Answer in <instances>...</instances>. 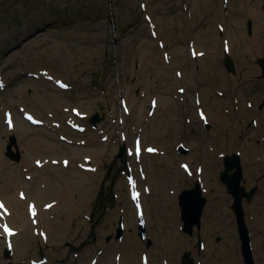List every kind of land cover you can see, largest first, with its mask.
Instances as JSON below:
<instances>
[{
	"label": "rangeland",
	"instance_id": "1",
	"mask_svg": "<svg viewBox=\"0 0 264 264\" xmlns=\"http://www.w3.org/2000/svg\"><path fill=\"white\" fill-rule=\"evenodd\" d=\"M227 1V7L225 8L223 0H0V69L3 71L6 83L5 87H0V99L3 100V106L9 104L12 108H8L7 111L14 113L16 119L17 114L20 113L18 107L24 103L31 106L28 107L31 111L37 110L46 120L50 114L60 119H66L67 117L66 123L69 129V133L63 135L64 138L67 137L66 143H63L64 147L67 148L66 151L57 149L54 153L44 155L33 154V157L28 162H25L24 144H21L19 133H12L18 137L17 144L23 157L22 161L30 167L31 164L33 167H36L34 158L37 157V159L40 158V160L44 161L45 156H49L50 160L56 159L59 163L58 165L65 167L61 173L68 177L69 174L75 171V167L80 165V159H83V155L86 154L84 161L82 160L85 163V169L91 170V167L96 163L95 160H98L97 164L99 167L96 176L85 180V182H89L91 185L90 198L86 204V215L89 217L93 213L90 207L100 188H104L107 191L111 187L113 192L117 193V198L112 202L113 207L110 208L109 206L105 208L101 214V222L98 228L94 229L95 226L92 229L88 228L89 233L86 234L85 239H87V246H90L88 249L89 257H91L92 253L100 255L101 241L104 242L102 252L108 251V254L105 256L106 258H109L112 254L113 256L119 255L116 257V264H122V256L125 255L126 258H131L135 252L123 249L128 238L132 239L130 236L126 238L129 233L133 232L135 234L133 231L134 227L129 226L126 220L135 218L137 215L134 203L129 198L128 189L125 194L122 192V187L129 177L124 172L125 170L116 155L120 146L125 145L127 150L128 148L132 149L130 151L133 153L128 156L127 165L132 168V175L136 174L134 178L138 179L137 183L140 185L139 187H142L140 199L145 211L143 217L147 224L149 223L151 226H154L157 223V213L161 212L163 206L174 209V206L177 204L179 190H175L174 184L176 182H181L180 188L182 190L194 186L198 180L202 181L200 176L193 175L190 177L188 175L191 173L186 174L182 170V167H180L181 157H178V154H176L177 158H171L168 170L166 172L162 170L158 176V180L162 184L168 185L164 190L166 194H162V196L148 195V185L151 187V193L153 192L152 183L147 179L148 173L159 172L157 167L159 164L158 158L162 156L161 153L163 151L161 144L167 145L168 143L171 146L170 148L164 147L165 151L173 150L177 140L182 139L179 136L180 127L182 131L187 132L184 139H187L188 135L192 133H197L198 136H189V140L193 139L196 143H200L206 139L211 144L214 143V139L211 140V136L208 137V135L210 133L213 135V130L217 124L213 126L211 118L209 122L211 131L208 133L206 125L197 116L196 118H192L189 124L185 121L184 115L180 124L176 123V119L167 124L168 127L165 129V134L169 135V131L171 137H164L166 138L165 140H163V137L160 140L159 137L155 136L153 123L158 121H156V118H161V113L160 111H156V113L150 114L151 117H149L147 103H150L149 97L158 94L156 92L157 89L151 88L145 94L144 99L139 97L137 100L135 99V103L132 102L134 101L132 96L136 94V87L141 84L142 80L147 82L154 75L153 79L163 78L168 81L169 85L167 87L172 85L176 89L177 85H181L179 77L177 78L175 75L177 67L174 64L177 59L183 63L182 65L186 71L185 73L182 69L180 77L184 76V80L189 79L191 82L186 86L183 84L185 90L183 94L188 89L195 91L202 89L200 92L201 96L195 95L196 100H194V104L197 108L203 107L208 110H210V102L207 99L214 97L217 108L212 110L213 115L216 110L222 108L220 105H226L229 100L216 96L215 90L211 86L201 87L199 80L200 72L197 75L196 73H192L191 77H188L191 68L199 62L201 65H204L203 68L207 67L204 73L207 74V77L209 76L210 84L214 85L211 81L218 82L219 86L217 87L220 91L226 90V94L229 93L230 88L226 85V81L231 78H237L238 87L236 92H241L242 99L252 98L257 102L264 98V88H262L264 86L263 72L261 71L258 74L252 73L251 68L254 65L253 57L245 58L241 54L242 49H246L242 47L244 44H256L254 43L256 40L254 34L256 33L258 13L262 14V20L258 18V21L262 23V34L260 39L258 38V41L264 42V11L262 9L264 0ZM185 5H188L189 11L181 9V6L186 7ZM190 8L193 9L190 10ZM248 16L253 17L255 30L253 35L247 33L246 20ZM171 17H174V26L178 25V28H180L181 25H184L182 39H176L174 34L177 32L176 28H168V37L159 35L160 30L164 27L160 22ZM175 17L179 19L177 20ZM226 20V26L224 28L220 26L219 28L217 24H225ZM219 30H222V34L219 33ZM173 37L174 39H168ZM191 37L195 39L193 45L196 47L197 52L203 53L198 54L195 59L190 58L189 53L190 46L192 45V42L189 43ZM239 37L246 39L247 42L237 43L240 40L237 39ZM146 40L152 42L154 56L151 59H154V64L152 62L147 64L146 60L143 64L140 55L141 49L139 48ZM159 43L167 46L165 50L167 55L162 54L164 49L158 46ZM224 43L227 44L223 45ZM178 49L181 51H178ZM223 49L229 50L230 54L235 57L236 70L233 73L228 72L224 67L222 60L224 56ZM261 52V54L258 53L259 58L263 57L264 48ZM76 56L82 57L81 64L75 62L74 57ZM163 57H167V64ZM172 60L173 66L170 65L173 69L170 70L168 63H171ZM137 66H140L139 70H137ZM188 69L190 70L188 71ZM48 76L53 77L55 80H62L69 85V89H63L52 80L47 81ZM234 80L237 81L236 79ZM22 89L26 91L24 94H20ZM181 89L179 91L180 96L183 95ZM131 90H133V95ZM188 93L191 94L190 92ZM95 94H99L97 102H95ZM36 96L40 97V102L33 99ZM164 98L172 101V103H169V110L176 117V113H178V109H176V112L174 111L176 101L172 99V95L171 97L166 95ZM17 101L20 104H16ZM122 103H126L130 109V114L125 112ZM245 103L246 101L243 106H245ZM141 105L145 112L142 109H138V106ZM65 109H68V112L65 113ZM222 109L214 118L219 116L222 120L224 114ZM74 110H79L77 116L73 113ZM194 111L196 112V109ZM96 112L102 117V121L97 125H93L89 122V117ZM138 114L141 117H146L147 121L145 124L151 121L147 126L143 127V125L141 129L142 121H138L140 124L137 123L138 127H136V120L134 119ZM23 116H25V113ZM168 116L170 117V115ZM244 118L249 119L251 117ZM5 122L4 129L7 124ZM70 124L86 127V140L95 137V131L100 130L101 133L96 134L98 138H96L95 145L105 147L108 152L112 151L109 155L103 154L101 150L97 151L96 154L91 152L93 155L88 154V152L82 154V132L77 131ZM94 126H97L96 129H94ZM224 127L226 129H223L225 130L223 139L227 140L228 145H235V137L231 132V128L228 124L223 125ZM245 127L246 125L243 126L244 130ZM255 134L252 135V141L254 142L257 137ZM139 135L144 143L142 156L135 155L133 150V142ZM102 136L109 137V140L111 139L109 145H105L109 142L102 141ZM126 136L127 138L132 137L130 144L126 143ZM0 137H3L7 141L5 148L3 150L0 149V169H3L7 164H11L9 160L5 159L11 137L2 132L1 128ZM208 141L201 144V149H208ZM61 142H64V139ZM183 142L185 146L189 144L185 141ZM149 144L159 146L157 153L159 155L149 154L146 151L145 147ZM181 145L179 144L176 148L179 153ZM72 146H81V154L74 156L72 151L69 150ZM185 146H182L181 150H185ZM90 147L87 146V150ZM14 150L16 151L15 147ZM192 150L194 153L193 161L194 159L197 161L194 163L195 166L198 163L195 155L197 156L199 153L200 147L193 144ZM88 155H91L92 158L96 156H100L101 158L92 161V158ZM2 157L4 158L3 160H1ZM182 157L186 158L185 156ZM64 158L66 161L68 160L67 163L62 162ZM203 159L205 158L203 157ZM183 160L185 161V159ZM189 164L193 167L191 162ZM15 165L20 166L21 164L15 163ZM220 166H222L220 168L223 170L222 157ZM43 171L41 170V172ZM108 171L111 172L109 178H104ZM179 171L181 173H178ZM261 171L257 169L255 175L258 176L259 184L260 182H264V177H261V175L259 179ZM32 173L33 170L31 169L24 172V174L30 175ZM255 176L250 177V185L255 181ZM23 178L25 190L32 185L30 184V180L25 179V177ZM216 181L221 183V177L218 176L212 182ZM4 182L5 180L2 181V184ZM205 182H203V189L209 193V186L212 182ZM12 189V191L9 189L7 194L11 195L15 193L14 202L19 204L17 191L21 188L12 187ZM204 195L208 198L209 205H207L204 212V216L206 217L208 212L212 211L209 209L212 198L210 195L205 194V192ZM160 198H162V201L159 200ZM259 198L260 200L254 203V205L256 211H258L256 214L257 216L259 215V223L264 224V205H261L264 204V200L261 197ZM228 202L231 208L232 197L228 193L226 194L225 191L224 203L227 204ZM97 212H100V210ZM251 212L254 213L252 210ZM112 213H116V217L111 218ZM10 214L9 212H4L0 217V223L3 221L12 223L9 220ZM73 217L74 220L70 222L72 230L67 239L59 242H45V245H48L41 252L48 258L49 264H77L76 260L82 257V252L78 250L82 242V224L80 223L82 212L76 213ZM232 218L231 223L237 238L233 214ZM253 219H255V216H252ZM120 220L124 223L119 222ZM19 224H23L21 219H19ZM203 224V228L199 232L196 231L195 235L190 236L186 234L189 244L185 245L183 251H191L196 261L204 253V250H202L203 242L200 240L202 233H204L205 223ZM25 225H27V222ZM121 226H123L124 232L121 238H117V233L119 234ZM0 233H2L1 229ZM100 234H102L101 238L98 237ZM148 236L152 240L151 246H148L137 233L136 240L142 242L145 249L152 250L155 245V239L149 233V230ZM219 237L222 240V237L218 234L213 236L216 242H218ZM88 241L90 244H88ZM199 243H202V247H199ZM41 252L37 251V256H34V258L40 259V262H43ZM0 254H3V252ZM103 264H106V261ZM179 264H182L180 258Z\"/></svg>",
	"mask_w": 264,
	"mask_h": 264
},
{
	"label": "bare ground",
	"instance_id": "2",
	"mask_svg": "<svg viewBox=\"0 0 264 264\" xmlns=\"http://www.w3.org/2000/svg\"><path fill=\"white\" fill-rule=\"evenodd\" d=\"M261 16L262 14L258 13L256 33L254 34V36L256 37L254 43H256V45L248 47V50L254 51L251 52L250 58L253 57L254 59L253 61L254 65L251 69L253 71L252 73L255 74L261 72V67L257 63V60L259 58V54L262 53L261 51L264 48L263 47L264 42L258 41V38L260 39V36L262 34V23L258 21V18L262 20ZM175 18L177 20L179 19L178 17ZM226 22L227 20L224 23ZM160 23L164 25L162 30H160V34H159L160 36L168 37V28L169 29L176 28L177 32L174 33L176 39L177 40H179L180 38L182 39L183 37L182 30L178 28V25L174 26L175 24L174 17L165 19ZM168 39H174V37ZM237 39H240L237 43L247 42V40L244 38L241 39L239 37ZM152 46H153L152 42L150 40L149 41L146 40L144 44L139 48L141 49L140 55L143 60V64L145 60L147 64H150L151 62L154 64V59H151L152 56H154ZM166 48L167 47H165L164 50H166ZM179 50L180 49H178V51ZM74 60L76 63H81L82 57L81 56L75 57ZM206 70L207 67L203 68L202 71H206ZM188 77H191V74H188ZM204 77L208 78L209 76L207 77V74H204ZM234 79H236L238 82L237 78ZM22 91L25 92V89H22ZM129 94L131 95L130 91ZM35 98L38 100L40 97L36 96ZM95 99H96L95 101H97L98 97H95ZM169 103H172V101L160 97V100L157 102L156 108L154 110V113H156V111H160L161 113L160 116L161 118L160 119L156 118V121L157 120L158 121L156 123H153L154 135L159 137L160 140L162 139V137L163 140L171 137V133L169 131H168L169 135L165 134L166 132L165 129L166 127H168L167 124H170L177 117V116L174 117L173 113L169 110ZM216 108L217 105L215 103L210 104L208 120H210L211 116L216 117V114L221 112V108H220L216 110L212 115V110ZM222 112L224 113L223 110ZM34 115L37 116L39 120L43 121L42 118L39 116L40 114L34 112ZM168 115H170V117ZM235 117H236L235 112L226 111L223 114L222 120L221 118H219V116L213 119V126L217 124L215 126V129L213 130V135L211 136L212 139H214V144L213 145L209 144V148L207 150H202V152L199 153V157H202V159L197 163V169H196L197 175L202 177L203 182L207 181L209 183L214 181V179H216L219 173L222 171L220 168L221 167L220 160H221L222 152L224 151V147L228 145L227 140L223 139V136L225 135L224 132L225 130L223 129H226V127L223 128V125L228 124L229 127L232 126L234 127L235 124L232 123V121H235ZM44 123L45 125L41 126L40 128H35L33 125L24 121L22 116L18 115L14 128L13 129L8 128L5 131L7 134H11L15 131L19 132L20 137L22 138L21 144H24L23 147L25 149V156L27 157V159L33 157L34 153H32L31 151L36 150V153L41 155L48 151V147L54 150L60 144L61 145L59 146V149L66 151L67 148L64 147L65 145H63L62 142L49 140L46 136V130L41 129L42 127L47 128L46 126L47 123L49 127L51 126L55 127V128L51 127L49 129L50 133L52 132V134L56 136L58 133L62 132L63 135L64 131L69 132L65 124L62 123L60 127L59 125L54 124L53 119L51 118H48ZM99 131L100 130L95 131V137L83 142V145H88L91 147L88 148V150L83 149L82 154L83 152H88V154L93 155L91 152L96 153L98 151L99 147L95 148L96 146H98L95 145V142H96V138H98L96 134H98ZM131 139L132 137L126 138V143L130 144ZM5 143L6 142L4 140H1L0 146L4 148ZM106 145L108 144L106 143ZM161 146L163 151L161 153L162 156H159L160 158H158L159 164L157 166L159 172L148 173V180L149 182L152 183V190H153V192L150 194H156V195L162 193V191H159L160 188L161 190H164L166 187H168L167 184H162L158 180L159 179L158 176L161 174L162 170L164 172L168 170V165L170 164L171 158L175 159L174 154L172 152L165 151L164 147L166 148L167 146H163V145ZM156 147L159 148V146ZM71 148L73 149V152L76 151L74 155L81 154L80 149L70 147L69 150ZM157 153H158V149L156 150L155 154L159 155ZM203 157L205 159H203ZM99 158L101 157L100 156L93 157L92 161ZM82 160L84 161V159L81 158L80 165L75 167V171L69 174L68 177H66L64 174L61 173H57L56 175L54 173H51L52 175L51 177V176H47L46 174H41L40 172V176H41V178H39L40 187L34 193L31 194L28 193V195H26L27 198L26 202L19 199V202L25 203V208L28 207L27 204L29 202L32 201L35 203L36 201L37 205L35 203L36 206L35 216L39 218V222H41L42 219H44L46 223L44 224V226H40L38 224L39 227L43 228L44 236L40 238L41 235H37L39 236L41 241L40 243H38V245H36V247H34L33 245L34 243L33 231L37 230L38 226H32V227L28 226L26 227V231H24V234L22 236H17V235L13 236L12 238L13 242L11 243L13 250V256L11 258V261L13 260V263H9V264H49L50 261L38 262L37 260L39 259L36 260L34 258L32 250L33 251L36 250L37 252V249L38 248L41 249L45 245V242L49 243L56 240L62 241L63 237L67 238L71 232L70 222L74 220L73 216L76 213H78V211L81 209H82V221H80V223L82 225H85L86 223L84 219L85 207L91 193V185L89 184V182H85V180L90 177L96 176L99 166L97 164L98 160H95L96 163H94V166L91 167V170L85 169L84 167L85 163ZM184 169H182L184 172L189 171L190 173H192L191 175H193L192 169L187 171H185ZM21 170L22 167L19 168V166L17 167L11 166L8 169L5 168L0 172V203L4 205L3 208H0V217L3 214L2 209L11 208L13 212H11L9 220L12 221V224H15V218H12V215L20 214L21 212H25V211L23 206L16 205L12 202L15 195H11V197H8L6 191L8 190L9 187L23 188L24 185L22 181L19 179ZM198 170L199 171L203 170V172L201 173ZM49 172H55V170L52 167H50ZM3 179H6L7 182L5 185L1 186V181ZM52 180L57 181L59 186L62 187L60 189H55L53 186L48 187V185L52 183ZM137 181L138 179L132 178L131 182L129 181V183L128 182L124 183L125 193L127 192V186H128L129 187L128 192L131 196L130 186L132 183L137 184L138 186L139 184L137 183ZM211 186H214L215 188H211ZM175 187H176L175 190L178 191L179 185L176 184ZM223 187H224L223 184L218 183L217 181L212 182V184L209 186L208 194L212 196L209 209L210 211L211 210L212 211L208 212V214L206 215L205 228H204L205 236L203 238V243L205 244L204 253L206 254L200 260V264H207V261H210L211 264H242L243 261L240 257V253L238 250L239 245L236 238V232H234V228L231 223L229 205H226L224 203L225 188ZM137 188L140 187L138 186ZM141 188H140L141 191L140 198L142 196ZM29 199H33L35 201L33 200L28 201ZM48 200H50V203L46 207H44L43 210L42 205L45 203V201ZM159 200L162 201V198H160ZM259 200L260 199H257L256 202H258ZM139 201H141V199H139ZM49 205H51V207H49ZM37 206L39 208V212L37 210ZM255 208L256 207H254V211H256ZM47 211H51L52 213H58L59 211V215L54 214L53 217H50V214ZM144 212L145 211H143V213ZM256 212L258 213V211ZM158 219H159L158 225L156 227H150L149 229L150 234L154 236L156 241V244L154 245L152 250H145L143 248V245L140 242H137L136 239L135 241L131 240L130 241L131 243L127 242L124 244L123 249L133 250L136 253L134 252V255L131 258H126L124 255L123 258L121 259L122 264H133V263L144 264L146 256L148 257L147 258L148 264H179V254L184 250L185 245L189 244V242L187 240L186 235L181 232L182 222L180 220L178 205L176 204L174 206V209L171 210L163 206L160 214L158 215ZM4 223H2V225ZM127 223L132 224V227L135 228L136 217L129 218L127 220ZM2 225H1V229H2ZM21 228L22 227L19 228L20 232L22 231ZM259 231H260L259 234L262 235L261 232L262 229ZM27 232H32V235H28ZM215 234L216 235L218 234L222 237V240L218 244H215V240L213 238ZM129 235H131L132 238H135L134 233L132 234L131 232ZM259 236L260 235H254V249L256 251L257 256H259V249L261 246V240ZM83 237L84 235H82V238ZM2 248H3V242H0V251ZM76 262L77 264H90L92 262V255L91 257H89L88 252H86L85 256L77 259ZM96 264H98V262ZM111 264L114 263L111 262Z\"/></svg>",
	"mask_w": 264,
	"mask_h": 264
},
{
	"label": "water",
	"instance_id": "3",
	"mask_svg": "<svg viewBox=\"0 0 264 264\" xmlns=\"http://www.w3.org/2000/svg\"><path fill=\"white\" fill-rule=\"evenodd\" d=\"M226 64L228 65L229 68H232L231 66V60L229 57L226 59ZM262 69L264 72V59L261 61ZM99 120V117L96 115L93 117V121ZM119 156L122 158V161L125 162L126 160V154H125V149L122 148ZM236 165V162L234 159H229L227 158L226 160V168L225 171L222 173V178L224 181H227L229 184V190L231 193L234 194L235 196V208L238 216L242 214L241 212V206H240V201L243 197L242 189L240 186V180H241V174L240 171H236L233 174H230V170H232ZM181 206H182V211H183V219L185 222V230L188 232L192 231V228L195 224L200 223V218L202 215V211L204 209L205 205V198L202 197L201 194V188L200 185L197 184L196 187L191 188L190 190H186L182 193L181 195ZM241 225V216H240V221ZM184 264H194L193 261L191 260L190 253H186L184 259H183Z\"/></svg>",
	"mask_w": 264,
	"mask_h": 264
},
{
	"label": "flooded vegetation",
	"instance_id": "4",
	"mask_svg": "<svg viewBox=\"0 0 264 264\" xmlns=\"http://www.w3.org/2000/svg\"><path fill=\"white\" fill-rule=\"evenodd\" d=\"M257 62H259V59L257 60ZM188 96L190 97L191 94H187V97ZM210 98H214V97H210ZM224 98L226 100H230L231 101V98L229 96H226ZM243 98H245V97H243ZM245 99H242V96H239L237 102H232V101L231 102L232 103H238L239 106H242L244 104V102H245ZM249 99H250V101H248L247 107H241V108H239V111H242L243 108L244 109L253 108L252 104H255L256 106L254 108V111H256L259 115H261L262 112H263V108H264V98L261 99L260 101H257V104H256V101L253 100L252 98H249ZM240 122L242 123L243 119H241L240 117L239 118L237 117L235 119V121H234V124L235 125H240ZM254 133H256L255 134V136H257L256 137V143H258L256 145V150L260 154V164L258 165L257 168H260L262 170L261 177H263L264 176V143H262V144H259V143L261 141V138L262 137L264 138V129H257L256 126H252V121H250V123H248V125H246L245 130L242 131V134L240 136V139L238 140V143L236 145H234V146L239 149L241 154L249 152V150L252 149V148H250V140L252 138V135H254ZM243 137H247L248 139H244ZM251 176H254V175H251ZM255 178L258 179V176H255ZM259 178H260V174H259ZM255 184H256V193L254 195V201L256 202L257 199H260L259 197H261L262 199L264 197H263V195H261L259 193V188H258V184L259 183L255 182ZM263 203H264V201H263ZM261 205H264V204H261ZM260 254H261V258H262V260L264 262V249H263V244L262 243H261V246H260Z\"/></svg>",
	"mask_w": 264,
	"mask_h": 264
},
{
	"label": "snow or ice",
	"instance_id": "5",
	"mask_svg": "<svg viewBox=\"0 0 264 264\" xmlns=\"http://www.w3.org/2000/svg\"><path fill=\"white\" fill-rule=\"evenodd\" d=\"M62 86H65V85H62ZM0 87H3V85L0 84ZM181 91H183V89H181ZM154 103H155V102H154ZM201 117L203 118V113H202V112H201ZM28 119H29V120H32V117L29 116ZM7 122H8V124H9V126H11L12 121H11V118H10V117H9V119H8ZM33 122H34V123H38V121H33ZM147 151H148V152H154V151H156V150H155L154 148H148ZM136 152H137V155H139V152H140L139 142H137V149H136ZM37 163L39 164L40 162L37 161ZM65 163H67V161H65ZM182 167H184L186 171L188 170V166H187V165H182ZM137 196H138L137 193H133V199H137ZM3 207H4V205H3L2 203H0V208H3ZM49 207H51V205H49ZM31 211H32V214L35 215V208H34V206H31ZM3 230H4V232L7 233L8 235H12V234H13L12 230H11L7 225H3Z\"/></svg>",
	"mask_w": 264,
	"mask_h": 264
}]
</instances>
